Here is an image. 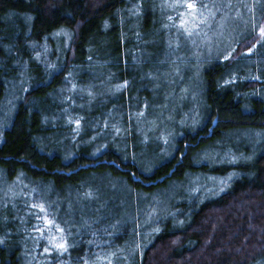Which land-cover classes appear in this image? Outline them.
<instances>
[{
  "label": "trees",
  "instance_id": "1",
  "mask_svg": "<svg viewBox=\"0 0 264 264\" xmlns=\"http://www.w3.org/2000/svg\"><path fill=\"white\" fill-rule=\"evenodd\" d=\"M221 1L0 0V264H264V0L178 24Z\"/></svg>",
  "mask_w": 264,
  "mask_h": 264
},
{
  "label": "rangeland",
  "instance_id": "2",
  "mask_svg": "<svg viewBox=\"0 0 264 264\" xmlns=\"http://www.w3.org/2000/svg\"><path fill=\"white\" fill-rule=\"evenodd\" d=\"M243 1L237 0L238 5L229 7L228 4L231 0L225 2L222 0L218 4L208 5L210 4L208 3L202 8H198L199 10L195 6L186 12H181L182 16L180 15L181 18L178 22L179 27L188 34L189 40H192V44L198 50L204 51L202 52L204 54H200L199 58L207 53L211 54L225 50L230 40L229 37H232L240 26L245 31L248 29V24L251 23V19H248L247 16L248 10L239 8V4H243ZM245 23H247L246 26ZM202 47L205 49L202 50ZM189 79L190 77L187 79V83L190 81ZM187 83L181 90L184 91L182 94H186V91L192 87L190 84H188V87ZM192 95L194 96V94L187 95L189 100L193 99ZM182 120L184 121V119ZM195 125L197 124L195 123Z\"/></svg>",
  "mask_w": 264,
  "mask_h": 264
},
{
  "label": "snow or ice",
  "instance_id": "3",
  "mask_svg": "<svg viewBox=\"0 0 264 264\" xmlns=\"http://www.w3.org/2000/svg\"><path fill=\"white\" fill-rule=\"evenodd\" d=\"M187 7H188L189 9H192V8L195 7V5L192 4V3H188V4H187ZM262 31H264V30H262ZM41 210H43L42 206H41ZM57 247H58V248H61V249H63V250H66V247H65L64 244H59V245H57Z\"/></svg>",
  "mask_w": 264,
  "mask_h": 264
},
{
  "label": "water",
  "instance_id": "4",
  "mask_svg": "<svg viewBox=\"0 0 264 264\" xmlns=\"http://www.w3.org/2000/svg\"><path fill=\"white\" fill-rule=\"evenodd\" d=\"M214 122V121H213Z\"/></svg>",
  "mask_w": 264,
  "mask_h": 264
}]
</instances>
